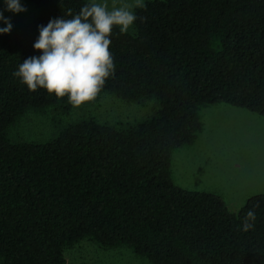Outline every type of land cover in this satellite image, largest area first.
<instances>
[{"label": "trees", "instance_id": "16d2710c", "mask_svg": "<svg viewBox=\"0 0 264 264\" xmlns=\"http://www.w3.org/2000/svg\"><path fill=\"white\" fill-rule=\"evenodd\" d=\"M27 1L38 17L0 34L1 264H66L64 251L85 239L151 264H264V194L234 215L220 196L186 191L171 176L173 152L203 130V106L264 117V0L145 2L134 34L113 30L115 71L99 94L156 100L154 115L123 130L90 120L45 143H15L7 131L28 110L70 104L13 73L41 55L40 25L88 2Z\"/></svg>", "mask_w": 264, "mask_h": 264}, {"label": "rangeland", "instance_id": "374dc122", "mask_svg": "<svg viewBox=\"0 0 264 264\" xmlns=\"http://www.w3.org/2000/svg\"><path fill=\"white\" fill-rule=\"evenodd\" d=\"M155 0H145L150 2ZM26 12L0 10L14 23L38 17L36 6L20 0ZM7 25L0 21V27ZM129 33L134 34V26ZM159 109L156 100L126 102L103 93L79 107L57 105L28 110L7 131L15 143H45L69 125L93 120L123 130L150 118ZM203 130L196 142L172 154L171 176L178 187L220 196L231 214L237 215L249 199L264 194V117L226 104L203 106L199 111ZM66 264H151L122 246L103 248L85 239L64 251ZM1 264V262H0Z\"/></svg>", "mask_w": 264, "mask_h": 264}, {"label": "clouds", "instance_id": "9594fccd", "mask_svg": "<svg viewBox=\"0 0 264 264\" xmlns=\"http://www.w3.org/2000/svg\"><path fill=\"white\" fill-rule=\"evenodd\" d=\"M5 10L20 13L27 9L20 0H4ZM145 0H88L78 13L69 9L67 17L50 19L38 27L34 43L39 56H30L13 73L31 92L39 89L67 97L73 107L93 101L114 74V57L110 51L113 30L127 34L138 19L137 9L146 8ZM0 34H10L13 25L0 10ZM255 207L244 217L243 228L254 227Z\"/></svg>", "mask_w": 264, "mask_h": 264}]
</instances>
